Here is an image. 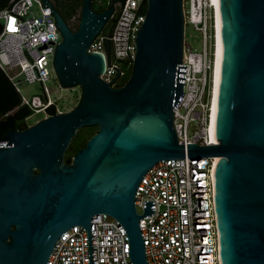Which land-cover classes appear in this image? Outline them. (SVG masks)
I'll list each match as a JSON object with an SVG mask.
<instances>
[{"label": "water", "instance_id": "1", "mask_svg": "<svg viewBox=\"0 0 264 264\" xmlns=\"http://www.w3.org/2000/svg\"><path fill=\"white\" fill-rule=\"evenodd\" d=\"M60 35L53 70L63 89L81 88L79 105L43 118L0 141V264H46L62 233L86 230L98 214L125 230L132 264H147L138 227L152 216L134 195L141 178L169 159L218 158L214 209L220 264H264V0H218L221 68L215 113L216 144L182 145L173 108L182 94L184 25L182 0H145L135 34L129 78L121 87L100 79L101 54L86 49L112 18L115 6L96 13L82 0L71 30L48 0ZM1 29V28H0ZM106 58L110 44L105 41ZM116 80L112 81L114 84ZM83 127L97 132L71 158L64 155Z\"/></svg>", "mask_w": 264, "mask_h": 264}, {"label": "built area", "instance_id": "2", "mask_svg": "<svg viewBox=\"0 0 264 264\" xmlns=\"http://www.w3.org/2000/svg\"><path fill=\"white\" fill-rule=\"evenodd\" d=\"M123 1L114 11L111 32L107 35L101 31L86 49L88 54L103 56L104 71L99 77L113 87L132 66L135 34L145 14L142 0ZM182 11L184 28L191 25L200 33L202 49L194 52L183 41L184 82L173 108V127L180 144L210 146L216 144L209 136L215 8L212 0H182ZM0 28V70L18 93L21 105L43 118L49 117L47 109L51 106L55 115L63 113L44 85L54 73L53 57L61 42L51 8L43 6L42 0H11L0 10ZM106 40L110 44L109 59ZM22 81L40 83L42 97L22 95ZM7 143L0 141V148ZM217 160H162L141 178L134 195L137 214H143L144 201L154 204L153 215L138 221L147 264H220L213 178ZM90 241L92 264H132L126 232L112 217L98 214L91 219ZM46 264H89L86 230L73 226L62 233Z\"/></svg>", "mask_w": 264, "mask_h": 264}, {"label": "trees", "instance_id": "3", "mask_svg": "<svg viewBox=\"0 0 264 264\" xmlns=\"http://www.w3.org/2000/svg\"><path fill=\"white\" fill-rule=\"evenodd\" d=\"M51 6L59 14L62 20L69 26L71 30L75 29L78 24L73 22L79 21L82 0H48ZM112 0H92L91 9L96 13H101L108 8V4ZM11 0H0V10L7 8ZM142 6L145 7V0H142ZM116 11V10H115ZM116 14L109 20L110 28L106 33L109 34L115 22ZM131 68L128 70L126 76L122 80H118L115 87H121L129 78ZM81 95L75 105L74 109L80 103ZM33 115V112L24 105H21L20 97L13 88L12 84L6 75L0 70V140L4 137L6 132L10 130H24L27 128L26 120ZM47 115H55L54 106L47 109ZM97 132V127H83L78 130L64 155V162L71 163L73 155L81 149L86 141Z\"/></svg>", "mask_w": 264, "mask_h": 264}, {"label": "rangeland", "instance_id": "4", "mask_svg": "<svg viewBox=\"0 0 264 264\" xmlns=\"http://www.w3.org/2000/svg\"><path fill=\"white\" fill-rule=\"evenodd\" d=\"M187 1V0H186ZM117 5L115 6V10L117 9ZM188 9V3L185 4V10ZM76 20L73 22L74 25L78 24L75 23ZM77 26V25H76ZM110 28V21L105 25L102 32L106 33ZM77 29H73L74 31ZM184 42L188 45V47L194 51V52H201L202 49V40L200 33L195 31L191 25H187L184 28ZM46 88L49 91L50 98L53 99L56 104L58 105L59 109L65 113L69 112L74 109L75 105L77 104V101L79 99V96L81 95V88L75 87L73 89H63L60 86V83L55 75V73L50 74L49 80L44 84ZM20 91L22 95H24L26 98H30L33 95H37L42 97V87L40 83H33L28 84L26 82H21ZM43 119L42 114H34L30 118L26 120L27 126H32L36 122ZM191 130L189 133L191 134Z\"/></svg>", "mask_w": 264, "mask_h": 264}, {"label": "bare ground", "instance_id": "5", "mask_svg": "<svg viewBox=\"0 0 264 264\" xmlns=\"http://www.w3.org/2000/svg\"><path fill=\"white\" fill-rule=\"evenodd\" d=\"M212 4L215 8V34H216V46H215V60L213 68V87H212V104L210 111V126H209V136L212 141H214V128H215V113H216V103H217V92L218 84L220 78V68H221V35H220V16H219V2L218 0H212Z\"/></svg>", "mask_w": 264, "mask_h": 264}]
</instances>
